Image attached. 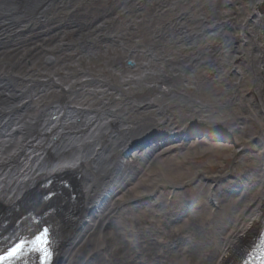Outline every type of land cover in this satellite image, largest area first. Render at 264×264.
Masks as SVG:
<instances>
[{
	"label": "bare ground",
	"instance_id": "bare-ground-1",
	"mask_svg": "<svg viewBox=\"0 0 264 264\" xmlns=\"http://www.w3.org/2000/svg\"><path fill=\"white\" fill-rule=\"evenodd\" d=\"M141 1L124 0L69 42L70 20L57 25L52 17L67 0H0V203L17 202L57 172H75L79 214L57 264H235L264 223V0H211L204 11L181 13L167 38L154 30L157 44L129 47L126 38L136 30L125 20ZM122 54L140 67L123 65ZM164 67L177 80L165 79ZM224 74L231 81L226 93L203 100L204 80ZM12 87L15 94L6 96ZM151 93L156 96L145 103L142 97ZM160 95L169 97L161 101ZM177 102L179 109L186 105L190 123L202 104L228 109L235 128L249 119L257 125H250L248 134L256 131L243 136L246 142L230 141L229 171L195 169V183L207 190L184 209L172 204L181 188L167 183L161 169L152 170L161 149L148 147L134 160L145 152L135 151L148 134L190 135L189 123L176 128L183 120L173 106L161 110ZM173 117L176 127L165 126ZM211 137L221 140L215 139L218 145L228 141ZM201 208L208 209L202 217L183 214ZM142 209L160 227L128 223Z\"/></svg>",
	"mask_w": 264,
	"mask_h": 264
},
{
	"label": "rangeland",
	"instance_id": "rangeland-1",
	"mask_svg": "<svg viewBox=\"0 0 264 264\" xmlns=\"http://www.w3.org/2000/svg\"><path fill=\"white\" fill-rule=\"evenodd\" d=\"M123 2L124 0H67V5L64 4L62 8L58 7L52 17L57 25L65 23L66 20H70V24L72 26L69 32L72 34H70L68 41L75 42L76 33L89 32V24L93 26L95 24L93 22H95L96 19L104 18L106 15L109 16L113 13V11H116L119 5ZM140 3L142 4L137 6L139 10L132 15L128 14L129 18L125 20L127 21L128 27L135 25L136 30L134 32H130L129 36L126 38L129 47H133L135 45L150 46L157 44L158 40H153L152 38L155 34L159 37L165 38V33L167 32L166 29L171 27V22H173L181 13L186 14L192 12L193 8H197L198 11H204V6H210L211 0H204V3L202 0H142ZM134 16H137V18L133 19ZM108 30L109 29H106L105 31ZM153 31L155 34H151ZM169 39L174 41V34H171ZM86 44L87 43H85L84 46ZM170 47L168 46L169 49ZM67 56H70V54ZM119 56H121L120 61H122L123 65H127V61L123 60V54ZM138 59L141 60L142 57L138 56ZM102 72L108 74L104 68ZM228 78V75L224 74L218 78L210 77L209 80H204L206 87L200 89V92L202 93L201 98L203 100H209L225 94L228 89V85L231 82ZM212 80L214 81L212 82ZM216 82L219 83L214 86L213 83ZM184 107H186V105L183 106V109H179L177 106L173 108L174 110L171 109L172 112L182 116L183 121H181V124L179 123L176 127L177 120L173 117L168 120L165 126L171 125L176 128L179 126L183 128L189 123L188 128L191 130H201L207 132L208 134L219 135L223 138H227L228 141H224L223 147L218 150L209 149V147L204 144H199L196 147L188 149L185 146V143L181 142L162 149L152 160V170L161 169L167 183L176 184L181 188L178 193H176V197L172 202L173 207H179V209L182 207V209H184L187 205L190 206L191 201L200 198L204 199L205 197L204 191L207 190L206 183H195V169L199 167H206L210 173H224L229 171L233 163L232 158L227 157L228 153H230V150L233 148L230 141L235 140L237 142H246L247 140L244 139V137L253 136L254 131H256L251 128L252 133L248 134L250 125L257 129V125L251 119H249L250 122L246 123L244 127L239 124V126L235 128V120L233 119V115L229 113L228 109L205 108L202 104L198 106L196 105L193 113L194 116L192 122L190 123L189 121H186L188 117L184 116L186 111V108L184 109ZM196 112L198 114H196ZM242 128H246L247 130L244 135L241 131ZM189 168L191 169V172L188 171ZM229 182H231V180ZM225 185H227V183H223L219 189L216 190L218 196L223 193V188L226 187ZM168 195L169 192H165L164 198ZM204 210L207 211L208 209H198L192 213L193 215L187 213L183 214L197 218L204 215ZM137 212L138 215L135 217V220L132 218L133 216L130 217L129 215L127 219L128 223H136L138 228L160 227V224L154 223V221L149 218V209H142ZM162 232L165 236L170 238L171 234L168 227L162 230ZM152 246L154 248V252L156 253V250H158L156 243ZM181 249H183V247L179 250ZM161 250L166 254L170 253L168 249L163 248Z\"/></svg>",
	"mask_w": 264,
	"mask_h": 264
},
{
	"label": "water",
	"instance_id": "water-1",
	"mask_svg": "<svg viewBox=\"0 0 264 264\" xmlns=\"http://www.w3.org/2000/svg\"><path fill=\"white\" fill-rule=\"evenodd\" d=\"M53 1V4H55V3H60L61 2V0H52ZM125 4V3H124ZM58 6H57V8L58 7H61L62 8V6L63 5H61V4H57ZM56 8V9H57ZM55 9V10H56ZM47 11V7H44L42 10H41V12L38 14L40 17H42L43 15H45V12ZM104 17H108V15H106V16H104ZM103 18H101V19H99L98 21H100V20H102ZM98 21H96V22H98ZM95 25V24H94ZM93 25V26H94ZM91 24H89L88 25V27H89V30H90V28H91V30L90 31H92L94 28H92L93 27ZM89 31V32H90ZM90 41V40H89ZM76 44V43H75ZM67 45H74V44H70V43H68ZM66 48V47H65ZM64 48V49H65ZM64 50H62V52H63ZM153 55V54H152ZM155 56V55H154ZM147 57H148V54H147ZM150 57H151V55H150ZM146 59H148V58H146ZM167 59H170V57L168 58L167 57ZM166 59V60H167ZM175 59H177V58H175ZM154 61H156V62H153L154 63V66H158L157 64H158V62H159V60L158 59H153ZM159 65H160V63H159ZM127 66L128 67H130V68H132V69H135V70H137L139 67H140V64H139V66L137 67V64H136V62L134 61V60H128L127 61ZM151 66H153V65H151ZM143 68V67H142ZM165 68V67H164ZM167 71V69L165 68L164 69V77H165V79H169V77L170 78H172L173 80L175 79V80H177L176 79V76H177V74H174L173 73V75L172 74H168L167 76H166V72ZM162 82V81H161ZM5 86V83H0V93L3 91L2 90V88ZM12 89V91L14 92V93H11V94H8V93H6L5 95L6 96H13L14 94H15V90H14V88L12 87L11 88ZM1 94H3V93H1ZM20 94H21V92H20ZM4 95V94H3ZM155 97L156 96V94H153V93H151L150 95H145V96H143L142 97V99L144 100V102L146 103V102H150L152 99H150L151 97ZM169 96H166V95H160V97L158 96V98H160L159 100H165V99H167ZM171 98V97H170ZM156 99V98H155ZM178 103L179 102H177V103H174V104H170V105H166L165 103H163L162 105H161V110H163V111H165L167 108H169V107H171V106H173V107H176V106H179L178 105ZM154 104V103H153ZM53 119H56V117H53ZM180 132V131H179ZM148 137L146 138V139H149L147 142H145L144 144H142V145H138V146H136V149H141V148H144V147H147V146H150L151 144H156V145H159V146H161V145H165V144H168V143H179V142H181L184 138L181 136V133L180 134H176V135H174L173 133L172 134H170L168 131L166 132V131H158V133H155V134H148L147 135ZM130 154V153H129Z\"/></svg>",
	"mask_w": 264,
	"mask_h": 264
},
{
	"label": "snow or ice",
	"instance_id": "snow-or-ice-1",
	"mask_svg": "<svg viewBox=\"0 0 264 264\" xmlns=\"http://www.w3.org/2000/svg\"><path fill=\"white\" fill-rule=\"evenodd\" d=\"M9 255H13V253H10ZM6 259V258H5Z\"/></svg>",
	"mask_w": 264,
	"mask_h": 264
}]
</instances>
